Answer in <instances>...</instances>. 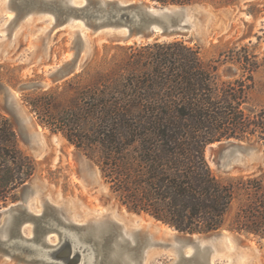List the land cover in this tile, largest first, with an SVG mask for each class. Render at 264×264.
<instances>
[{"label":"trees","instance_id":"obj_1","mask_svg":"<svg viewBox=\"0 0 264 264\" xmlns=\"http://www.w3.org/2000/svg\"><path fill=\"white\" fill-rule=\"evenodd\" d=\"M127 48L124 71L85 68L66 80L69 89L29 94L25 101L37 121L95 161L128 210L177 232L207 233L223 227L237 203L230 228L264 240V169L223 180L205 155L207 145L223 140L257 136L264 144V111L251 115L243 108L258 69L255 56L241 49L221 53L239 71L221 80L219 64L203 60L183 39ZM34 171L0 113V208L17 199L15 191Z\"/></svg>","mask_w":264,"mask_h":264},{"label":"rangeland","instance_id":"obj_2","mask_svg":"<svg viewBox=\"0 0 264 264\" xmlns=\"http://www.w3.org/2000/svg\"><path fill=\"white\" fill-rule=\"evenodd\" d=\"M226 1L193 0L184 4L189 7L190 31L186 36L176 38L197 46L203 60L219 64L217 71L221 80L239 75L238 65L227 60L223 62L225 58H220L221 53L241 49L255 56L258 69L254 74L249 102L243 108L246 113L256 115L264 111V0H232V4H226ZM15 20L18 19H13L11 12L1 4L0 113L11 122L18 147L32 158L35 171L15 191L17 199L7 206L21 202L24 187L30 186L32 192L28 202L33 208L49 201L77 220L117 218L128 230L138 227L158 241L147 249L144 264H173L175 252L169 243H173L176 237L190 238L194 235L210 243V253L206 261L194 259L192 264H264V240L236 232L229 226L237 203L227 214L225 225L207 233L177 232L148 214L130 211L111 191L95 161L69 143L60 132H52L41 125L25 101L29 94L50 88L56 92L66 90V80L85 68L91 74L96 70L124 71L123 64L132 53L127 46L158 39L120 43L111 39L106 31L96 34L84 31L87 49L79 57V67L51 81L49 72L72 55L76 45L73 34L77 26L58 27L48 38L46 28L50 26L51 19L30 17L21 20L11 36ZM82 77L80 80L84 81L86 74ZM212 144L205 149L206 159L213 172L223 180L253 172L257 174L264 169V144L257 136L249 140L229 139ZM240 144L250 149L237 148ZM225 157L236 158L228 169L220 165ZM184 251L188 253L189 248Z\"/></svg>","mask_w":264,"mask_h":264},{"label":"water","instance_id":"obj_3","mask_svg":"<svg viewBox=\"0 0 264 264\" xmlns=\"http://www.w3.org/2000/svg\"><path fill=\"white\" fill-rule=\"evenodd\" d=\"M15 26L26 18H49V38L56 28L77 26L71 57L49 72L51 81L75 71L87 49L84 31H106L120 43L149 42L184 37L190 31L189 7L158 6L144 0H2ZM239 149H250L238 145ZM231 158L220 165L228 169ZM32 189L24 187L22 200L0 210V264H144L147 249L158 244L138 227L128 230L117 219L77 220L49 201L33 208ZM175 230V229H174ZM217 236H215L216 238ZM196 236L176 237L173 264L206 261L209 245ZM185 248H189L186 253Z\"/></svg>","mask_w":264,"mask_h":264},{"label":"bare ground","instance_id":"obj_4","mask_svg":"<svg viewBox=\"0 0 264 264\" xmlns=\"http://www.w3.org/2000/svg\"><path fill=\"white\" fill-rule=\"evenodd\" d=\"M1 2H2V0H1ZM1 2H0V5H1ZM190 15V14H189ZM213 145V144H212ZM234 157V156H233ZM231 160L233 161V160H236V158L235 159H233V158H231ZM115 218V217H114ZM115 219H117V218H115ZM117 220H119V219H117ZM120 221V220H119ZM221 235H222V233H220ZM194 236H196L197 238H200V237H198L197 235H194ZM200 239H202V238H200Z\"/></svg>","mask_w":264,"mask_h":264}]
</instances>
